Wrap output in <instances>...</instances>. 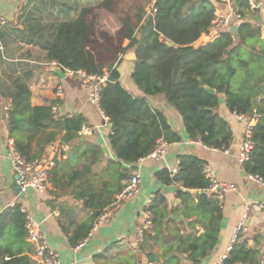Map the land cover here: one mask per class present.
<instances>
[{"label":"trees","instance_id":"1","mask_svg":"<svg viewBox=\"0 0 264 264\" xmlns=\"http://www.w3.org/2000/svg\"><path fill=\"white\" fill-rule=\"evenodd\" d=\"M80 1L68 0L67 18L60 21L46 48L47 58L74 72L109 73L108 81L101 89L100 107L112 124L110 145L117 156V160L108 161V170L117 172L119 181L131 175L122 163L135 164L154 149L158 138L165 137L170 143L181 140L162 111L152 109L147 99L131 94L121 84L117 66L121 57L131 49L137 55L133 71L137 86L149 95H163L167 103L181 114L190 139L225 149L232 145L234 133L221 111L228 116L243 114L255 119L251 135L255 147L245 170L264 176V40L254 18L256 15L251 11L250 0H234V5L246 16L239 25L237 41L226 31L199 48L193 44L209 31L216 3L221 0H158L155 18L148 16L145 10L150 0L133 4L132 13L121 12L117 0H100L97 5L81 4ZM99 8L113 13L122 22L114 35L97 28L95 10ZM126 39L130 43L125 47ZM168 40L174 45L170 46ZM257 45L260 50L256 49ZM205 85L215 88L216 93L211 94ZM11 96L9 135L14 139L15 148L27 159L36 158L32 141L38 138L42 144L38 135L49 128L66 127L63 142L79 141L83 116L56 120L51 105L33 107L30 89L25 83L18 82ZM220 98L225 101L220 103ZM55 136L54 132L48 133L47 143L40 152L43 153ZM72 148L78 149L73 144ZM87 150L93 163L100 164L101 146L93 144ZM205 164L206 161L196 154H184L180 157L177 173L165 169L159 174L166 183L184 188L177 192L182 200L180 205L170 207L166 198L156 193L149 206L153 218L146 239L163 248L161 264H200L218 245L223 207L206 190ZM168 207L173 208L172 214L182 209L189 220L188 225L184 226L182 221L177 224L174 218H169ZM100 213L95 211L91 220L76 223L75 231L69 235L75 246L93 227ZM10 215L14 221L19 220L18 224H25L21 207L16 205L0 217V238L6 217ZM193 218L195 220L191 221ZM197 223L204 227L202 234L196 230ZM184 229L186 233H182ZM258 238L255 242H259ZM170 252H174V256L168 257ZM3 253L0 250V264L29 263L28 257L6 260ZM95 259L97 264H142L140 257L130 249L116 252L110 258L101 255ZM149 260L158 261L155 255H149ZM239 263L264 264L263 249L250 246L248 241L235 245L223 264Z\"/></svg>","mask_w":264,"mask_h":264},{"label":"crops","instance_id":"2","mask_svg":"<svg viewBox=\"0 0 264 264\" xmlns=\"http://www.w3.org/2000/svg\"><path fill=\"white\" fill-rule=\"evenodd\" d=\"M45 1L42 3L41 0H0V12L8 19L7 25L0 29V217L16 205H20L25 216L24 225L18 224L17 219L14 221L11 215L6 217L7 222H4L0 238V250L4 252L5 259L28 257V264H37L26 229V213H29L43 223L49 244L60 254L62 264H97L96 257L108 255L110 258L116 252L129 249L140 257L142 264H161L163 248L146 239L147 231L151 227L147 229L145 239L139 243L135 241L137 228L142 225L145 212L149 210L156 193H161L170 207L181 204L182 200L177 196V192L184 188L179 184L166 183L159 174L165 169L170 171L178 166L181 155L196 154L206 161L220 178L237 186L236 191L227 193L223 201H219L224 214L219 242L200 264L224 263L233 248L231 244L234 230L249 204L253 211L247 219V241L250 246L263 249L264 260V208H259V204L264 203V189L247 179L246 170L236 159L238 141L245 129L244 123L236 114L228 116L225 111H221L222 116L230 122L234 133L229 154L191 143L192 139L186 132L181 114L167 103L164 96L149 95L139 89L133 79L135 60L124 57L125 54L117 66L121 84L131 94L147 99L152 109L162 111L167 116L171 129L181 136V140L170 143L165 159L145 158L133 165L122 163V167L129 169L130 173L133 166H139L142 175L140 193L126 200L108 222L96 230L90 228L83 238L87 239L86 244L80 249H75L69 235L75 231L76 223L91 220L95 211H102L113 203L125 179L119 181L117 172L108 170V161L117 160L110 145L111 123L106 120L103 112L90 103L89 87L71 70L62 67L65 72L63 76L51 70L59 64L49 61L46 48L52 41L60 21L67 18L65 13L70 7L68 3L60 4L57 0ZM80 2L97 4L96 0ZM216 4L218 7H224L222 3ZM99 13L100 10L96 9L97 28L113 35L114 30L111 31L109 25L106 26L107 29L100 28ZM255 15H260L264 21V1ZM102 17L111 20L112 14L105 11L102 12ZM103 22L106 24L105 20ZM215 38L217 37L208 32L203 33L193 46H205ZM129 43L130 40L126 39L124 46ZM260 48V45L256 46L257 50ZM18 82L29 87L31 105H51L56 120L73 115L84 117L83 128L79 131L80 139L72 142L77 146L76 150L72 148V144L63 142L66 127L49 128L45 133H40L38 137L42 144L37 141L38 138L32 141L36 158L54 159L56 165L45 191L36 192L30 188L24 196L16 192L17 175L9 158L10 144H14V139L9 135L8 120L5 118V107L12 108L11 94ZM51 132L56 133V136L42 153L40 148L47 143L46 137ZM93 144L102 148L100 164L93 163L92 155L87 150ZM170 207L166 211L167 216L174 218L177 224L182 221L184 226H187L189 220L184 216L183 210L172 214L173 208ZM194 220L195 218L191 221ZM196 230L198 234H202L204 227L197 223ZM182 233H186V230ZM256 237H260L259 242H255ZM149 255H155L158 261H150ZM172 256L174 252L168 254V257Z\"/></svg>","mask_w":264,"mask_h":264},{"label":"built area","instance_id":"3","mask_svg":"<svg viewBox=\"0 0 264 264\" xmlns=\"http://www.w3.org/2000/svg\"><path fill=\"white\" fill-rule=\"evenodd\" d=\"M158 0H150V5L147 10V15L155 18L156 16V3ZM223 8L218 7L215 10V16L211 21L208 33L214 37H218L221 33L229 31L233 25H240L245 20L246 16L243 15L237 7L234 5V0H221ZM262 1L250 0V6L252 13L260 8ZM8 23L7 17L0 12V29L5 27ZM260 27L261 39L264 40V21L258 23ZM73 74H77L90 89V103L95 105L101 112L100 107V93L102 86L106 84L109 78V73L105 72L103 75H89L83 70L77 72L72 71ZM55 110V109H54ZM104 113V112H103ZM10 115V107H5V118L8 120ZM105 115V114H104ZM240 121L245 125L244 132L240 136L238 141V154L237 162L245 169V165L250 160V154L255 147V143L252 140V127L256 124L255 119H250L243 114H236ZM107 121L109 118L105 115ZM191 143L202 146L209 150L223 151L230 153V147L225 149H218L209 147L202 143L199 139L191 140ZM170 142L165 137L157 139L154 149L148 153L145 157H142L138 162L143 161L145 158H153L155 160L165 159L168 152ZM9 158L13 169L17 175V183L21 188V192L26 193L28 189H33L36 192L45 191L49 185L50 179L53 176V169L56 165L54 159H27L22 155L11 142ZM180 161L178 166L170 169L172 174L178 172ZM203 173L208 179L207 191L214 194L219 201H223L225 195L229 192L236 191L237 186L232 182H228L220 178L213 168L209 164H205ZM247 179L261 188L264 189V176L258 173L247 172ZM142 175L139 166H133L131 175L125 179L122 183V187L117 194L116 200L108 205L101 211L96 218L93 229H97L100 225L108 222L113 216L114 212L128 199L137 195L141 191ZM252 206L249 204L245 207V212L241 216L233 233V239L231 247L237 244L245 243L249 236V226L247 225V219L249 213L253 211ZM259 208H264V203L259 204ZM153 214L150 210H147L144 215V221L141 226L137 228L136 243L142 242L145 239L146 231L152 225ZM26 229L28 233V241L33 247L34 256L38 264H62L60 254L49 244L46 232L43 228V223L36 219L33 215L26 213ZM87 239H83L79 242L75 249H80L86 244ZM155 264V263H147ZM242 264V263H239Z\"/></svg>","mask_w":264,"mask_h":264},{"label":"rangeland","instance_id":"4","mask_svg":"<svg viewBox=\"0 0 264 264\" xmlns=\"http://www.w3.org/2000/svg\"><path fill=\"white\" fill-rule=\"evenodd\" d=\"M50 2L51 1H53V0H49ZM58 1V3H67L68 2V0H57ZM75 1V0H74ZM97 2V4H98V2L100 1V0H96ZM142 0H117V3H119V9H120V11L121 12H123V13H132V7H133V4H136V3H139V2H141ZM41 2L42 3H44V2H46L45 0H41ZM147 2V1H146ZM69 3L71 4V3H73V1H69ZM96 4V5H97ZM146 4V3H145ZM149 5H150V1H148V3L145 5V10L147 11L148 10V8H149ZM98 10H100V13L98 14V16H100L99 17V19L101 20V25H100V28L101 29H107L108 27H106L107 25H109L110 26V30L112 31V30H114V34L116 33V31L118 30L117 28L119 27V26H122V22L119 20V19H117V17L113 14V13H111L112 14V18H111V20H108L107 18H105V17H102V12H105V11H107L106 9H104V8H99ZM110 13V12H109ZM105 20V23L106 24H104V21ZM109 23V24H108ZM113 34V35H114Z\"/></svg>","mask_w":264,"mask_h":264},{"label":"water","instance_id":"5","mask_svg":"<svg viewBox=\"0 0 264 264\" xmlns=\"http://www.w3.org/2000/svg\"><path fill=\"white\" fill-rule=\"evenodd\" d=\"M254 18H255V20H256L257 22H263V20H262V18H261L260 15H256V16H254ZM239 29H240V26H239V25H233V26L230 28V30H229V32L234 36L235 41H237V40L239 39ZM168 44H169L170 46H173V45H174V42L171 41V40H168ZM124 57H127V58H129V59H131V60H136V59H137V55H136L135 51L132 50V49H131V50H128V51L125 53V56H124ZM51 70L54 71L55 73H57V74L60 75V76L65 75V72L63 71V69H62V67H61L60 65H55V66H53V67L51 68ZM205 87H206V89H207L211 94H215V93H216V89H215V88L209 87V86H207V85H205ZM219 101H220V103H223V102L225 101V99L220 98ZM110 127L112 128V124H110ZM17 178H18V177H17ZM16 192H17L19 195H21V196H24V194H25L24 192H21V188H20L19 185L16 187ZM170 255H171V254H170ZM170 255H169V256H170Z\"/></svg>","mask_w":264,"mask_h":264}]
</instances>
